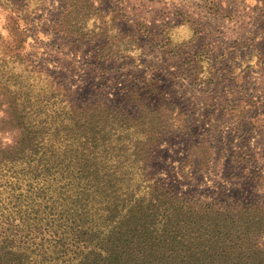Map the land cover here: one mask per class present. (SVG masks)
I'll use <instances>...</instances> for the list:
<instances>
[{
  "label": "trees",
  "instance_id": "trees-1",
  "mask_svg": "<svg viewBox=\"0 0 264 264\" xmlns=\"http://www.w3.org/2000/svg\"><path fill=\"white\" fill-rule=\"evenodd\" d=\"M45 3L0 0L12 37L0 35V98L15 133L0 149V264H264L263 203L181 196L149 172L152 150L185 127L180 109L76 104L30 61L18 21Z\"/></svg>",
  "mask_w": 264,
  "mask_h": 264
},
{
  "label": "rangeland",
  "instance_id": "rangeland-1",
  "mask_svg": "<svg viewBox=\"0 0 264 264\" xmlns=\"http://www.w3.org/2000/svg\"><path fill=\"white\" fill-rule=\"evenodd\" d=\"M64 4L46 0L18 21L30 61L76 104L180 109L185 127L162 138L148 167L173 193L264 204V0H67L60 25ZM9 18L0 8L6 41ZM3 110L0 98V149L15 136Z\"/></svg>",
  "mask_w": 264,
  "mask_h": 264
}]
</instances>
